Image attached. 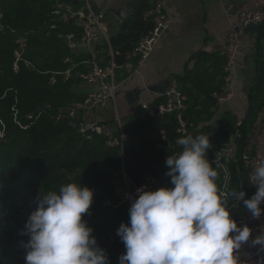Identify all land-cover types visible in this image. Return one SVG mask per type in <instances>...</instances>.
<instances>
[{
	"label": "trees",
	"instance_id": "trees-1",
	"mask_svg": "<svg viewBox=\"0 0 264 264\" xmlns=\"http://www.w3.org/2000/svg\"><path fill=\"white\" fill-rule=\"evenodd\" d=\"M54 6L53 0H0L4 23L0 27V118L6 124L5 138L0 137V209L6 220V226H0V264L26 263L20 257L23 251L20 248L30 237L21 235V231L38 207L37 197L73 182L94 190L93 203L83 218L93 229L98 245L106 250L108 264H120L119 258L126 249L117 230L122 223L129 222L130 206L116 205V188L123 182L124 174L135 184L156 177L168 180L171 185L170 177L165 175L166 158L182 150L176 143L180 136L176 114H151L141 105L123 124L127 135L123 147L107 144L105 133H95L89 139L72 127L68 119L55 122V117L62 106L87 96L78 73L88 72L93 62L107 67L114 60L116 69L128 62L137 65L138 59L130 56V52L152 28L151 19L144 14L154 8V3L138 0L134 13L120 24L118 32L110 35V44L100 42L94 52H72L58 31L50 30ZM60 31L81 30L68 21L61 23ZM25 33L28 34L25 59L32 66L21 62L16 72L13 69L16 38ZM67 57L72 61H65ZM192 59L194 67H187L183 75L176 77L178 87L187 95L185 118L193 123L185 135L210 137L212 148L206 155L218 172L219 189L224 174L212 162L213 150L232 141L241 147L242 136L237 133L243 131L246 147L250 124H239L237 115L230 110L216 120L218 96L223 93L225 55L202 50ZM73 64L69 79L57 73L53 83L54 72H64ZM259 93L261 102L264 94L260 89ZM164 100L162 96L157 101ZM46 104L49 107L41 110ZM13 107L18 111L17 119L30 124L28 128L15 121ZM30 114L39 116L31 120ZM115 134L119 136L118 131ZM229 167L228 194L244 190L245 199L250 198L240 158L231 160ZM107 200L112 203L105 204ZM228 204L232 210L239 204V214L245 209L231 196ZM24 209L27 213L22 218L19 215Z\"/></svg>",
	"mask_w": 264,
	"mask_h": 264
},
{
	"label": "clouds",
	"instance_id": "clouds-1",
	"mask_svg": "<svg viewBox=\"0 0 264 264\" xmlns=\"http://www.w3.org/2000/svg\"><path fill=\"white\" fill-rule=\"evenodd\" d=\"M176 143L182 150L166 158L172 186L138 188L129 222L117 230L126 249L120 264H238L244 244L264 251V232L252 238V229L237 223L227 203L231 196L253 219L261 217L264 156L250 177L257 191L245 199L244 190L228 195L218 190V172L206 155L212 148L208 135H184ZM93 199V189L75 182L38 196L21 231L30 237L26 264H108L83 218Z\"/></svg>",
	"mask_w": 264,
	"mask_h": 264
},
{
	"label": "crops",
	"instance_id": "crops-1",
	"mask_svg": "<svg viewBox=\"0 0 264 264\" xmlns=\"http://www.w3.org/2000/svg\"><path fill=\"white\" fill-rule=\"evenodd\" d=\"M92 1L95 8L105 10L102 32L110 39V35L118 32L120 24L126 19L121 21L117 10L129 6L130 0ZM165 5L171 16V24L149 58L138 68L131 62L118 69L115 67L118 89L114 101L107 107H93L79 114L82 119L107 121L108 124L103 123V133L106 135L119 130L114 119L115 109L123 125L141 105L157 103L169 87L177 83V76L183 75L187 67H194L192 58L195 53L203 50L223 55L224 45L232 23L238 19V13L251 8H264V0H165ZM229 7L233 9L232 15L229 14ZM71 23L78 27L75 22ZM240 37L245 51L242 66L236 68L234 73L232 97L219 103L216 120L230 110L237 115L239 124L244 123L247 111L253 105L245 148L261 157L264 156V99L259 101V89L263 96L264 22L248 27ZM103 41L106 42H100ZM100 42L93 46H81L75 51L94 52ZM110 52L113 55L111 47ZM83 83L82 89L87 92L96 87ZM248 192L252 196L249 188ZM238 206L232 210L235 220L243 212H237ZM238 264H264V254L251 262Z\"/></svg>",
	"mask_w": 264,
	"mask_h": 264
},
{
	"label": "built area",
	"instance_id": "built-area-1",
	"mask_svg": "<svg viewBox=\"0 0 264 264\" xmlns=\"http://www.w3.org/2000/svg\"><path fill=\"white\" fill-rule=\"evenodd\" d=\"M55 6L50 12L52 22L50 23V30H57L58 35L65 39L69 49L73 52L81 46H93L96 43L106 40L110 44L108 35L102 32V23L105 19V10L95 8L92 0H79L76 4L74 0H53ZM110 1V0H106ZM154 8L147 11L144 15L151 19L152 28L149 33L144 36L136 45L134 50L130 52V56L136 57L137 68L145 63L152 52L158 45L163 33L169 28L171 24V16L166 9L165 0H153ZM78 5V6H75ZM232 7L228 8L229 14ZM75 22L80 28V33L71 31L63 33L60 31L61 23L63 22ZM264 22V8H251L243 10L238 13L237 21L232 23L231 31L228 34L226 43L223 48V54L225 55V64L223 67V93L218 96V102H226L233 95L231 87L234 81V73L236 68L242 66L241 59L243 58L245 51L241 44L240 35L250 26L259 25ZM3 13L0 7V27L3 28ZM17 47L14 54L13 69L18 72L21 62H24L26 66L31 67L32 64L29 60L25 59V54L28 49V34H20L16 38ZM112 53L115 52L112 50ZM65 61H72L70 57H67ZM74 64L64 72H54L52 75L53 83L56 81V74H62L64 79H69L72 74ZM115 61L112 60L111 64L107 67L101 66L98 62H93L88 72L78 73L82 80L90 85H96V87L89 91L87 96L81 101H75L71 104L62 106L55 117V122L62 119H68L69 124L78 128L87 138H92L95 133H103V123L108 124L107 121L101 120H88L82 119L79 114L87 109L93 107H107L114 101L118 89V84L115 80ZM165 100L153 104H143L142 106L147 109L151 114L165 115L167 113L174 112L178 121L177 132L181 138L183 135L189 132V128L193 123L188 122L185 118V111L188 108L186 103L187 95L178 87L177 83H173L169 89L165 92ZM49 105L42 106L41 110L48 108ZM15 121L23 128H28L30 124H23L17 119L18 111L13 107ZM35 116L39 114H30L29 119L33 120ZM114 119L119 125V136L115 131L109 134L107 137V144L109 145H121L127 139V135L123 132V125L120 120V116L117 109L114 111ZM6 124L2 118H0V137L5 138ZM238 136H242L241 132L237 133ZM240 158L243 163L244 169L247 173V182L250 191L254 193L257 191V187L253 185L251 180V173L255 166L260 162V157L251 152L247 148L241 151V147L235 141L230 142L226 146L214 148L212 162L220 168L224 174V181L221 187L218 189L222 194L228 195L229 183H230V167L229 162L233 159ZM171 187L168 180L158 179L156 177H147L141 184H135L132 182L126 174L123 176V182L116 188V205H129L133 201V198H138L137 189L146 187L148 190H156L160 187ZM110 200L105 201V204H111ZM262 208H264V202H262ZM22 216V214H21ZM237 223L241 226L248 225L252 229V238L260 235L264 232V213H262L259 219H253L251 214L244 212V214L236 219ZM259 246L253 247L251 243L244 244L238 252L239 261L251 262L260 258L264 251L258 250Z\"/></svg>",
	"mask_w": 264,
	"mask_h": 264
},
{
	"label": "water",
	"instance_id": "water-1",
	"mask_svg": "<svg viewBox=\"0 0 264 264\" xmlns=\"http://www.w3.org/2000/svg\"><path fill=\"white\" fill-rule=\"evenodd\" d=\"M78 1L79 0H74V3L77 4ZM137 2H138V0H130L129 6L120 7L117 10L116 14L121 19V21L124 20L125 18H127L130 14L134 13ZM253 109H254V106L251 105L247 111L245 118H244V125H247L249 123ZM217 129H218V126H215V130H217ZM244 147H245V134L243 131L242 141H241V151L244 149Z\"/></svg>",
	"mask_w": 264,
	"mask_h": 264
},
{
	"label": "rangeland",
	"instance_id": "rangeland-1",
	"mask_svg": "<svg viewBox=\"0 0 264 264\" xmlns=\"http://www.w3.org/2000/svg\"><path fill=\"white\" fill-rule=\"evenodd\" d=\"M79 2V1H78ZM30 205H33V202L30 201ZM24 212V213H23ZM23 212H21L22 214V218L26 215L27 211L24 209ZM21 214L19 216H21ZM0 226H6V220H5V215L4 213L1 211L0 209ZM20 250H23L21 253H20V257L23 258L25 260V257L27 255V251L28 249L25 247V244L23 243ZM23 264H26V263H23Z\"/></svg>",
	"mask_w": 264,
	"mask_h": 264
},
{
	"label": "bare ground",
	"instance_id": "bare-ground-1",
	"mask_svg": "<svg viewBox=\"0 0 264 264\" xmlns=\"http://www.w3.org/2000/svg\"><path fill=\"white\" fill-rule=\"evenodd\" d=\"M246 179H247V173H246ZM261 207H262V205H261ZM245 211H246V209L243 210V212L238 216V218L241 217L244 214Z\"/></svg>",
	"mask_w": 264,
	"mask_h": 264
}]
</instances>
